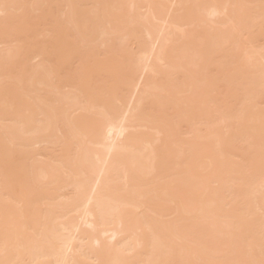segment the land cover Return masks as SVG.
<instances>
[{
    "label": "bare ground",
    "instance_id": "bare-ground-1",
    "mask_svg": "<svg viewBox=\"0 0 264 264\" xmlns=\"http://www.w3.org/2000/svg\"><path fill=\"white\" fill-rule=\"evenodd\" d=\"M0 264H264V0H0Z\"/></svg>",
    "mask_w": 264,
    "mask_h": 264
}]
</instances>
